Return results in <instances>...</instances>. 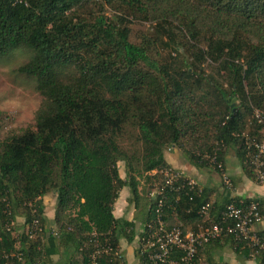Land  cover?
Listing matches in <instances>:
<instances>
[{"label": "trees", "instance_id": "1", "mask_svg": "<svg viewBox=\"0 0 264 264\" xmlns=\"http://www.w3.org/2000/svg\"><path fill=\"white\" fill-rule=\"evenodd\" d=\"M102 4L117 14L106 18L102 5L91 7L90 0H0V57L30 52L15 71L32 80L41 97L33 128L0 140V264L15 247L21 264H44L42 238L62 248L59 264H78L75 254L80 264H89L93 243L108 250L96 264H124L118 243L133 240L134 223L114 218L113 204L127 187L129 202L144 211V228L153 217L154 200L147 194L161 186V171L169 167L163 158L168 145L206 167L203 155L215 153L223 165L224 153L234 149L243 173L253 179L240 134L256 141L264 135V0ZM128 16L152 24L153 34L132 41ZM166 48L173 55L160 60ZM207 63L212 73L199 78ZM68 69L73 74L65 78ZM199 82L216 98L213 106L194 99ZM246 116L255 130H246ZM127 128L135 131L140 151L128 154L119 145ZM48 193L56 196L51 229L38 203ZM162 194L168 225L173 218L171 225L181 226L197 220L206 203L200 193L164 188ZM249 201H226L212 222H219L227 204ZM252 201L264 217V200ZM17 214L24 225L38 218L45 230L34 239L24 231L5 232L3 225L14 223ZM226 239L249 256L245 243L230 237L209 244Z\"/></svg>", "mask_w": 264, "mask_h": 264}, {"label": "built area", "instance_id": "2", "mask_svg": "<svg viewBox=\"0 0 264 264\" xmlns=\"http://www.w3.org/2000/svg\"><path fill=\"white\" fill-rule=\"evenodd\" d=\"M255 119L259 114L254 113ZM245 151L244 164L250 167L252 176L257 184L264 185V135L259 140L250 138L247 133L240 134ZM210 168L216 169L221 175L225 190L231 189V182L225 175L223 165L217 160L215 153L203 155ZM162 181L159 188L151 190L147 196L154 200L152 219L141 228L137 236V264H198L197 251L204 245L220 237H230L233 241L244 242L250 250L249 257L256 260L261 258L264 264V230L257 232L253 227L259 224L263 216L256 202L250 200L246 205L234 206L227 204L219 222L207 220L210 204L206 202L196 211L199 218L205 219L207 225L198 226L195 231H184L181 224L168 225L163 189L168 188L173 193L186 191L199 194L200 188L196 181L185 177L180 171L170 167L161 171ZM13 222L3 225V230L13 233ZM45 230L38 218H32L25 225L24 233L28 239H34ZM108 252L103 244L93 243L89 264H96V257ZM3 264H21L22 253L15 247L2 254Z\"/></svg>", "mask_w": 264, "mask_h": 264}, {"label": "crops", "instance_id": "3", "mask_svg": "<svg viewBox=\"0 0 264 264\" xmlns=\"http://www.w3.org/2000/svg\"><path fill=\"white\" fill-rule=\"evenodd\" d=\"M164 161L170 168L180 171L185 177L190 178L198 184L202 201L210 204V213L207 220L214 221L217 214L229 200H264V185L257 184L252 178L247 177L241 168V163L235 155V150L228 149L222 158L223 170L225 175L231 182V189L225 190L222 185V178L219 172L212 170L206 166H197L191 164L184 154L175 147H169V153L163 154ZM124 179V178H123ZM130 196L127 187L121 188L117 199L113 204L112 215L114 218H123L126 221L134 223V238L127 243L121 239L118 243L119 251L123 257L124 264H137L135 248L137 244L138 232L144 219V211L140 208L135 209L129 202ZM56 196L54 193H48L38 199L44 226L53 228L52 220L54 215V207ZM174 219V218H173ZM169 220V225L173 224L174 220ZM167 220V221H168ZM205 219L199 218L194 221L187 222L182 225L184 231H195L198 226L207 225ZM25 229L24 217L17 214L14 217L13 233L14 235L21 234ZM254 231L260 232L264 230V217L262 221L253 227ZM41 244L46 248V253L43 254L44 264H59L62 262L61 250L56 243L54 247L47 243L45 238L41 239ZM234 251L229 240H223L216 243L207 244L197 251L198 264H258L257 260L251 259L244 252ZM73 261L80 264L81 257L79 254L73 255Z\"/></svg>", "mask_w": 264, "mask_h": 264}, {"label": "rangeland", "instance_id": "4", "mask_svg": "<svg viewBox=\"0 0 264 264\" xmlns=\"http://www.w3.org/2000/svg\"><path fill=\"white\" fill-rule=\"evenodd\" d=\"M90 4L91 7L102 5L99 12H102L108 19L112 18L113 14H117L111 7L103 5L102 0H90ZM95 7L93 10L97 12ZM127 21H129L132 41H135V37L141 33L153 34L154 32L152 24L143 21L140 17L128 16ZM169 52L173 55L171 49H163L159 54L160 60L165 59ZM30 56L31 54L27 50L18 49L0 57V140L33 128L34 116L40 105L41 97L34 90L33 81L15 71L18 66L26 63ZM202 69L203 74H197L199 78L202 77L203 79V75L212 73V67L208 63L204 64ZM72 74V69L64 71L65 78L70 77ZM198 85L201 90L194 89V99L199 102L201 107L207 103H209V106H213L216 98L214 96L209 97L211 92L205 91L207 88L203 82H199ZM255 129L256 124L251 116H246V130L252 131ZM118 143L128 154L140 151V146L136 141V133L130 128L122 131ZM169 147L168 145L164 153H169ZM117 168L119 177L123 179L125 177L123 163L119 162Z\"/></svg>", "mask_w": 264, "mask_h": 264}]
</instances>
